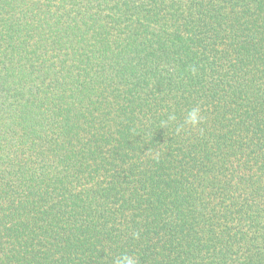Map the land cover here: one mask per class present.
<instances>
[{"label": "trees", "instance_id": "trees-1", "mask_svg": "<svg viewBox=\"0 0 264 264\" xmlns=\"http://www.w3.org/2000/svg\"><path fill=\"white\" fill-rule=\"evenodd\" d=\"M123 255L264 264V0H0V264Z\"/></svg>", "mask_w": 264, "mask_h": 264}, {"label": "clouds", "instance_id": "clouds-1", "mask_svg": "<svg viewBox=\"0 0 264 264\" xmlns=\"http://www.w3.org/2000/svg\"><path fill=\"white\" fill-rule=\"evenodd\" d=\"M193 72H195V69H192ZM175 114H170L168 119L169 120H175ZM202 121V117L200 114V109L199 108H192L190 109L186 116H185V123L186 124H191L193 126L198 125ZM136 237L139 236V233L135 234ZM116 264H138L137 260L135 257L130 256V255H123L117 262Z\"/></svg>", "mask_w": 264, "mask_h": 264}]
</instances>
